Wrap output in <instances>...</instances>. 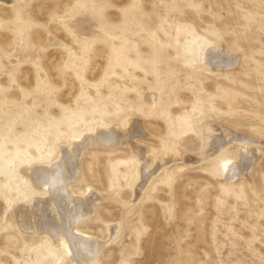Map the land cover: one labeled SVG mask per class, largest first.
<instances>
[{"label":"rangeland","instance_id":"obj_1","mask_svg":"<svg viewBox=\"0 0 264 264\" xmlns=\"http://www.w3.org/2000/svg\"><path fill=\"white\" fill-rule=\"evenodd\" d=\"M208 123L250 144L241 177L219 175L231 142L207 156ZM97 126L127 141L85 147L71 183L101 196L77 225L107 241L96 264H264V0H0V198ZM65 247L0 217V264H60Z\"/></svg>","mask_w":264,"mask_h":264},{"label":"bare ground","instance_id":"obj_2","mask_svg":"<svg viewBox=\"0 0 264 264\" xmlns=\"http://www.w3.org/2000/svg\"><path fill=\"white\" fill-rule=\"evenodd\" d=\"M206 58L212 60V62L214 59H220L217 62L227 65L229 63L231 65V60H233L227 53L212 48ZM124 126L127 128L125 131L129 134V141L126 140L127 143L133 146L140 156L143 155L141 149L133 141L134 135L141 132L139 126L133 121ZM124 126L122 125V128ZM102 128L97 126L92 133L90 132L89 135H85L80 140L78 138L77 141L61 143L54 154L39 161L26 163L22 170L23 178H25L27 186L31 184L34 190L30 193L25 192L16 201L10 199L9 202L0 198L1 218L9 219L26 233L44 234L50 237L53 242L65 243V253L60 264H96L105 242H107L86 235L77 228L78 223L82 220L93 217L94 208L100 195L97 196V191L90 192L89 196L88 193L78 195L71 188V183L76 181L80 174V157L85 147L91 144L112 147L116 143L122 145L123 142H126L121 138L119 131L115 130L116 128L110 129L107 127L109 130ZM201 129L204 132L211 130L210 133H205L206 146L213 145L207 156L214 154L218 149H222L227 143L231 142L217 158V162L221 164L219 175L228 180L241 177L243 171H240V169L242 165L252 161L249 159L251 157L247 155L252 151L251 148L249 149L250 144L245 141V136L229 139L227 132L216 135L215 131L218 128L212 126L211 123L201 124ZM151 167H155L153 161L142 156L141 166L137 170L138 175L134 183L135 193L138 187V193L145 190L150 175L146 170ZM85 194L87 195L85 196ZM119 225L113 226L114 230L113 233L111 232V236L119 233Z\"/></svg>","mask_w":264,"mask_h":264}]
</instances>
